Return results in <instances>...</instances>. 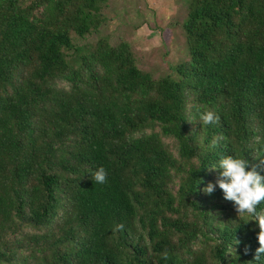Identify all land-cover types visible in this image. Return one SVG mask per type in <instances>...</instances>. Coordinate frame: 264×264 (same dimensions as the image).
Wrapping results in <instances>:
<instances>
[{"label": "trees", "instance_id": "1", "mask_svg": "<svg viewBox=\"0 0 264 264\" xmlns=\"http://www.w3.org/2000/svg\"><path fill=\"white\" fill-rule=\"evenodd\" d=\"M186 1L189 59L154 78L86 41L108 0H0V264H264L258 221L203 191L228 155L264 175V0Z\"/></svg>", "mask_w": 264, "mask_h": 264}, {"label": "rangeland", "instance_id": "2", "mask_svg": "<svg viewBox=\"0 0 264 264\" xmlns=\"http://www.w3.org/2000/svg\"><path fill=\"white\" fill-rule=\"evenodd\" d=\"M186 9V0H108L106 23L86 41L100 36L111 44L126 41L141 70L154 78L166 76L170 67L189 59L181 28ZM166 143L174 150L172 141Z\"/></svg>", "mask_w": 264, "mask_h": 264}, {"label": "clouds", "instance_id": "3", "mask_svg": "<svg viewBox=\"0 0 264 264\" xmlns=\"http://www.w3.org/2000/svg\"><path fill=\"white\" fill-rule=\"evenodd\" d=\"M200 120L204 125L215 124L219 121L217 113L205 108L200 113ZM248 160L238 156L228 155L222 157L218 166L212 169H222L216 178L215 183L209 182L203 189L206 194H212L218 186L224 194V199L235 202L238 217L245 214L254 217L258 221L260 232L258 242L260 247L256 249L254 260L258 261L264 254V210L257 211L258 205L264 201V175L257 171L256 167L248 168ZM261 171H264V159H260ZM95 183L103 184L107 182V172L103 167H99L93 174ZM118 225L117 228H122ZM247 252V248L245 249ZM163 259H169L167 251L163 254Z\"/></svg>", "mask_w": 264, "mask_h": 264}]
</instances>
